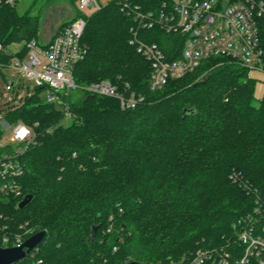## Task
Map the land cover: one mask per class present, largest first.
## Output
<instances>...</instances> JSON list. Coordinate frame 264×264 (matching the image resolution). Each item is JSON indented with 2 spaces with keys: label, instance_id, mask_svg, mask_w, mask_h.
I'll use <instances>...</instances> for the list:
<instances>
[{
  "label": "trees",
  "instance_id": "16d2710c",
  "mask_svg": "<svg viewBox=\"0 0 264 264\" xmlns=\"http://www.w3.org/2000/svg\"><path fill=\"white\" fill-rule=\"evenodd\" d=\"M133 1L159 10L163 0ZM23 9H0L2 62L14 57L12 43L39 39L40 15L33 3ZM136 24L116 0L87 16L88 52L74 69L80 86L128 83L143 98L136 107L76 90L65 125V111L37 92L6 115L34 126L36 140L22 158L23 195L0 208L1 223L15 231L28 223L29 236L46 231L39 245L46 264L181 261L200 247L225 246L256 205L254 192L264 196V95L256 98L248 69L206 59L153 90L150 62L130 43ZM140 36L172 58L180 54L173 55L177 34L156 26ZM261 36L264 45V24ZM3 134L0 127V141ZM27 195L32 200L20 208ZM93 225L100 228L91 240Z\"/></svg>",
  "mask_w": 264,
  "mask_h": 264
},
{
  "label": "built area",
  "instance_id": "2783aa9c",
  "mask_svg": "<svg viewBox=\"0 0 264 264\" xmlns=\"http://www.w3.org/2000/svg\"><path fill=\"white\" fill-rule=\"evenodd\" d=\"M23 1L26 0H0V9L17 6ZM116 1L121 11L137 23L131 28L130 43L150 62V87L153 90L195 71L204 60L211 58H218L222 63L236 62L246 67L250 75L253 71L264 72L261 36L264 0H163L159 10H145L133 0ZM77 2L80 15L54 37L42 43L35 38L16 43L15 49L9 46L7 50L15 53L14 57L8 63L0 61V73L9 70L16 76L21 75L34 84V89L31 91L21 79L7 81L2 89H6V93L25 91L27 96L38 92L44 102L63 109L69 116L68 97L76 90L115 97L122 109L136 107L143 98L131 91L128 83L122 88L108 79L84 86L76 82L75 66L88 52L87 45L82 42L88 16L83 11L90 8L95 12L109 3L102 4L100 0ZM156 26L179 36L173 48V55L180 50L177 57L172 58L157 42L140 36L141 29ZM24 47L26 52H23ZM4 50L0 41V52ZM10 127L9 142L3 138L0 141L3 149L0 153V208L23 195L20 178L25 172V163L22 158L36 140L34 126L23 121L10 122L3 127L4 133ZM21 130L24 135L20 134ZM234 176L239 179L237 174ZM254 193L256 205L234 224V235L225 246L200 247L187 259L168 264H264V196ZM2 218L0 213V247L19 246L33 232L28 223L15 231L10 224L1 223ZM39 245L12 264H46L39 256Z\"/></svg>",
  "mask_w": 264,
  "mask_h": 264
},
{
  "label": "rangeland",
  "instance_id": "374dc122",
  "mask_svg": "<svg viewBox=\"0 0 264 264\" xmlns=\"http://www.w3.org/2000/svg\"><path fill=\"white\" fill-rule=\"evenodd\" d=\"M102 4H106L111 0H100ZM33 3V13H38L40 15V25L38 38L42 43L44 41H48L54 34H56L59 28L68 23L73 17L76 16L78 2L77 0H26L20 2L17 5V8H20V13L23 12V8L29 6ZM35 3V4H34ZM84 14L90 16L94 13V10L87 9L83 11ZM16 43H12V49H15L17 45ZM251 77L256 80L255 87V95L257 99H261L264 95V72L253 71L251 73ZM22 80L25 85L30 86V90L34 89V84L26 79H24L21 75H17L9 70H6L0 73V127L3 130V127L6 124L10 123L7 118V113L14 107L22 106L27 98L25 91H13L10 93H6V89H2L5 86L7 81H18ZM78 91V90H77ZM81 95V93L77 92V96ZM10 98V99H9ZM258 103V100H257ZM71 116L66 115L63 120V124L67 125L71 123ZM12 133V128H6L5 133L3 134V139L5 142H9V138ZM30 231H34L35 227H30Z\"/></svg>",
  "mask_w": 264,
  "mask_h": 264
},
{
  "label": "water",
  "instance_id": "95a60500",
  "mask_svg": "<svg viewBox=\"0 0 264 264\" xmlns=\"http://www.w3.org/2000/svg\"><path fill=\"white\" fill-rule=\"evenodd\" d=\"M207 78L199 80L197 84H201L206 82ZM186 115L187 111L184 112ZM32 195H27L24 199L19 203L20 208H24L31 200ZM100 228V225H93L90 239L93 240ZM46 235V231H40L29 238H27L21 245L13 246V247H0V264H12L17 262L18 260L24 258L27 253H29L34 247L38 246ZM129 264H143L138 261H132Z\"/></svg>",
  "mask_w": 264,
  "mask_h": 264
},
{
  "label": "snow or ice",
  "instance_id": "6c2138e0",
  "mask_svg": "<svg viewBox=\"0 0 264 264\" xmlns=\"http://www.w3.org/2000/svg\"><path fill=\"white\" fill-rule=\"evenodd\" d=\"M21 135H24V132H23V130H21V133H20Z\"/></svg>",
  "mask_w": 264,
  "mask_h": 264
}]
</instances>
